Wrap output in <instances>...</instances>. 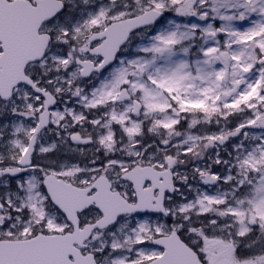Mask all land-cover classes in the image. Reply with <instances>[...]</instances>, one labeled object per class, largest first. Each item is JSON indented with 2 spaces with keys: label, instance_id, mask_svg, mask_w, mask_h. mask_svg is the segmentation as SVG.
Masks as SVG:
<instances>
[{
  "label": "snow or ice",
  "instance_id": "snow-or-ice-1",
  "mask_svg": "<svg viewBox=\"0 0 264 264\" xmlns=\"http://www.w3.org/2000/svg\"><path fill=\"white\" fill-rule=\"evenodd\" d=\"M0 264H264V0H0Z\"/></svg>",
  "mask_w": 264,
  "mask_h": 264
}]
</instances>
